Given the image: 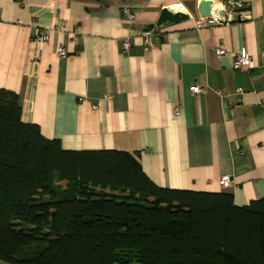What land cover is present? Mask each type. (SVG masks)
Listing matches in <instances>:
<instances>
[{"label":"crops","instance_id":"0c3cea01","mask_svg":"<svg viewBox=\"0 0 264 264\" xmlns=\"http://www.w3.org/2000/svg\"><path fill=\"white\" fill-rule=\"evenodd\" d=\"M200 1L0 0V88L64 149L128 151L161 187L248 204L264 197V0H235L222 23L202 17ZM163 8L189 17L156 26ZM146 31L157 33L148 45ZM243 48L250 61L235 69ZM193 84L204 92L192 95Z\"/></svg>","mask_w":264,"mask_h":264},{"label":"trees","instance_id":"16d2710c","mask_svg":"<svg viewBox=\"0 0 264 264\" xmlns=\"http://www.w3.org/2000/svg\"><path fill=\"white\" fill-rule=\"evenodd\" d=\"M0 260L264 264V197L161 187L124 150H67L0 88Z\"/></svg>","mask_w":264,"mask_h":264},{"label":"built area","instance_id":"2783aa9c","mask_svg":"<svg viewBox=\"0 0 264 264\" xmlns=\"http://www.w3.org/2000/svg\"><path fill=\"white\" fill-rule=\"evenodd\" d=\"M211 14L209 17H206V20L210 23H222L229 20L228 14L232 13V10L236 7L241 6L240 1L235 0H211ZM122 13L124 14L126 19H132L134 17L133 12L130 11L128 8H122ZM220 12H223L220 14ZM227 13V15H226ZM156 35L157 33L154 31H146L144 33V42L145 44L149 43V37L151 35ZM48 39V35L44 33L36 34L33 38V42L42 43L45 42ZM121 47L123 50H128L130 48V42L129 40L125 39L121 42ZM224 52L223 48H217L215 50V53L217 55H221ZM56 55L59 57H64L66 55L65 48L61 45H59L56 48ZM250 61V56L248 52L243 48L239 52H236L234 54V61H233V67L235 69H240L243 66L247 65ZM190 92L192 95H197L202 92H204V88L201 87L198 84H193L190 86ZM239 91H241V88H238ZM175 112H177L175 110ZM218 184L221 188L227 189L232 185V179L229 175L221 176L218 179Z\"/></svg>","mask_w":264,"mask_h":264},{"label":"water","instance_id":"95a60500","mask_svg":"<svg viewBox=\"0 0 264 264\" xmlns=\"http://www.w3.org/2000/svg\"><path fill=\"white\" fill-rule=\"evenodd\" d=\"M211 0H201L198 5L199 13L202 17H209L211 14ZM223 12H220L222 14ZM189 15L184 12H174L168 8H163L156 20V26H161L163 24H176L180 21L187 19ZM240 19V17H237Z\"/></svg>","mask_w":264,"mask_h":264},{"label":"bare ground","instance_id":"6f19581e","mask_svg":"<svg viewBox=\"0 0 264 264\" xmlns=\"http://www.w3.org/2000/svg\"><path fill=\"white\" fill-rule=\"evenodd\" d=\"M172 7L175 8V9H177V10H181V8H182L181 5H176V6H172ZM175 9H173V10H175Z\"/></svg>","mask_w":264,"mask_h":264}]
</instances>
